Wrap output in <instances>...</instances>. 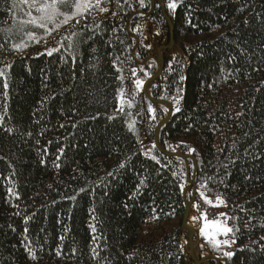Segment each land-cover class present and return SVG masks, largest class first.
Wrapping results in <instances>:
<instances>
[{"label":"trees","instance_id":"1","mask_svg":"<svg viewBox=\"0 0 264 264\" xmlns=\"http://www.w3.org/2000/svg\"><path fill=\"white\" fill-rule=\"evenodd\" d=\"M51 2L0 0V264H264V0Z\"/></svg>","mask_w":264,"mask_h":264},{"label":"water","instance_id":"2","mask_svg":"<svg viewBox=\"0 0 264 264\" xmlns=\"http://www.w3.org/2000/svg\"><path fill=\"white\" fill-rule=\"evenodd\" d=\"M166 21L170 27V30L172 32V23L171 21L166 17ZM172 40L170 42V45L169 47L172 45ZM159 69L158 71L156 72V74L154 76H152L150 79H148L144 85H143V88H142V91H143V94L148 98L150 99V97L148 96L147 94V91H146V88L148 86V84H150L152 81H154L160 74L161 70H162V67H163V60H162V57L159 56ZM153 103L155 104H162V105H165L167 106L168 108V112H167V115L166 117L161 120L158 125L156 126L155 130H154V142H155V145L158 149H160V146L158 144V132L160 130V128L169 120L171 114H172V105L166 101H161V100H153V99H150ZM166 154L167 156H175V157H179L183 160H187L189 158V156H185V155H180V154H175V153H164ZM195 163V162H194ZM194 171H193V174L191 176V179L189 180V185L187 188L184 189V192L190 190L192 188L193 190V195H192V198L186 202V208H185V214H184V218H183V222H182V225L183 227L189 232V235H188V240H189V248H190V252H191V255L193 256V250H192V237L194 235V230L189 227L187 224H186V221H187V218L189 216V213H190V208H191V204L193 203V200H194V197H195V180H194V173L196 172V164H194ZM196 264H199L198 262H196Z\"/></svg>","mask_w":264,"mask_h":264},{"label":"snow or ice","instance_id":"3","mask_svg":"<svg viewBox=\"0 0 264 264\" xmlns=\"http://www.w3.org/2000/svg\"><path fill=\"white\" fill-rule=\"evenodd\" d=\"M58 2H59V3H64V2H66V0H52V2H51L50 4H45V5H43L42 7H40L39 9H37V10H38V11H41V12H48V11L50 10V14L47 16V18H48L49 20H51V19L57 14V11H58V10H57V3H58ZM142 6H143V5H142ZM75 7H76V12L73 13V15H75V14L81 12L82 10L86 9V8H87V5H86V4L82 5V4H80V3H77ZM168 7H169L170 9H175V8H176V4H175V3H170V4L168 5ZM102 10H103V9H102ZM68 19H69V17H66L64 23H67ZM40 26L43 27L44 25H40ZM24 46H25V45H17V46H14V47L21 48V47H24ZM52 51H55V49H53ZM49 54H51V52H49ZM181 79H183V77H181ZM142 83H143L142 81H139V80H138V81L136 82L137 87H140ZM177 110H179V109H177ZM153 158H154V157H153ZM121 167H123V165H121ZM209 203H210V201H209ZM220 203H223V201L221 200ZM194 219H195V218H194ZM207 226H208V225H206V227H207ZM211 226L219 227V226L217 225V222H215V221L211 222ZM219 230H221V231H223V232H225V233L231 231L230 228H226V227L220 228ZM200 231H201V234H202V235H206V236H207V234L205 233V228H201ZM207 238L212 239L211 236H208ZM214 243L218 244L219 241H214ZM224 243H227V241H225ZM225 255H226V256H231L232 253H231V252H226Z\"/></svg>","mask_w":264,"mask_h":264},{"label":"rangeland","instance_id":"4","mask_svg":"<svg viewBox=\"0 0 264 264\" xmlns=\"http://www.w3.org/2000/svg\"><path fill=\"white\" fill-rule=\"evenodd\" d=\"M201 206H202L201 209H200L201 213L199 215V217H200V223H199L200 230H201V228H205V233L207 234V236L206 235H202V236H204L206 239H209L207 237L211 236L212 239H209V240H211L212 242L220 241V239H222L221 237H223V235H225L226 233L221 231V230H219V229L223 228V227L228 228L226 219L225 218L207 219L205 217V205H204L203 202L201 203ZM213 221L217 222V225L219 227L211 226V222H213ZM206 225H208V226L206 227ZM200 233H201V231H200Z\"/></svg>","mask_w":264,"mask_h":264}]
</instances>
